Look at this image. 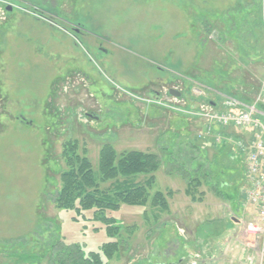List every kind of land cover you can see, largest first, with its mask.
<instances>
[{
	"label": "rangeland",
	"instance_id": "rangeland-1",
	"mask_svg": "<svg viewBox=\"0 0 264 264\" xmlns=\"http://www.w3.org/2000/svg\"><path fill=\"white\" fill-rule=\"evenodd\" d=\"M214 84L264 94V0H0V264L41 255L60 226L88 250L109 240L93 211L55 205L71 139L95 169L105 144L164 158L150 190L172 191L170 209L107 211L124 228L105 264H264V242L242 231L255 208L238 135H198L201 113L227 95ZM193 176L196 199L185 193Z\"/></svg>",
	"mask_w": 264,
	"mask_h": 264
},
{
	"label": "trees",
	"instance_id": "trees-1",
	"mask_svg": "<svg viewBox=\"0 0 264 264\" xmlns=\"http://www.w3.org/2000/svg\"><path fill=\"white\" fill-rule=\"evenodd\" d=\"M204 27L211 31L206 22ZM219 73L227 76L223 68ZM213 86L217 89L216 84ZM215 88L212 90L220 94L225 93ZM225 94L236 97L229 91ZM236 98L247 104L253 101L246 97ZM62 158L66 167L61 173L60 188L54 196L55 205L66 211L73 210L78 215L93 211V220L100 221L106 226L105 233L109 240L102 243L99 250H88L79 242H67L60 226L58 232L45 243V250L41 255L14 252L15 264L28 263L40 258H49L52 264H105V258L110 260L119 254L122 245L119 238L124 228L120 220L107 215V211L117 212L123 204L151 205L164 211L170 209L167 195L172 194V191L166 194L163 191L150 190L156 182L154 174L164 165L163 156L156 152L137 149L118 152L112 145L105 144L100 149L95 169L86 146L81 145L77 139H71L63 144ZM168 164L172 163L168 161ZM171 170L178 171L174 166H171L169 171ZM140 176H144L145 179L138 180ZM201 184L198 176L190 177L185 193L196 199ZM214 189L219 195L225 194L215 185Z\"/></svg>",
	"mask_w": 264,
	"mask_h": 264
},
{
	"label": "built area",
	"instance_id": "built-area-1",
	"mask_svg": "<svg viewBox=\"0 0 264 264\" xmlns=\"http://www.w3.org/2000/svg\"><path fill=\"white\" fill-rule=\"evenodd\" d=\"M202 116L206 124L204 131L198 133L199 137L209 136L220 144L226 137L238 135L235 144L247 155L248 185L243 200L255 208L242 231L243 235L254 239L253 246L264 242V94L256 95L250 104L224 95L221 103L212 105Z\"/></svg>",
	"mask_w": 264,
	"mask_h": 264
},
{
	"label": "water",
	"instance_id": "water-1",
	"mask_svg": "<svg viewBox=\"0 0 264 264\" xmlns=\"http://www.w3.org/2000/svg\"><path fill=\"white\" fill-rule=\"evenodd\" d=\"M8 9H11V8L8 7ZM170 93H171L172 95H175V96H179V95H180L179 92H176V91H174L173 89L170 90Z\"/></svg>",
	"mask_w": 264,
	"mask_h": 264
},
{
	"label": "flooded vegetation",
	"instance_id": "flooded-vegetation-1",
	"mask_svg": "<svg viewBox=\"0 0 264 264\" xmlns=\"http://www.w3.org/2000/svg\"><path fill=\"white\" fill-rule=\"evenodd\" d=\"M170 90H171V89H170ZM89 113H90V112H87V115H88L87 117L90 118V117H92L93 115L91 116Z\"/></svg>",
	"mask_w": 264,
	"mask_h": 264
}]
</instances>
